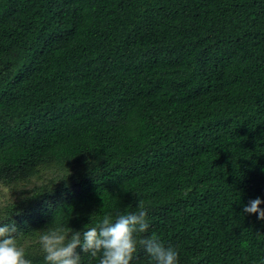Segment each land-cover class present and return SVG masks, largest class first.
Returning <instances> with one entry per match:
<instances>
[{
	"label": "trees",
	"instance_id": "obj_1",
	"mask_svg": "<svg viewBox=\"0 0 264 264\" xmlns=\"http://www.w3.org/2000/svg\"><path fill=\"white\" fill-rule=\"evenodd\" d=\"M256 198L264 0H0V225L31 264L138 204L179 264H264Z\"/></svg>",
	"mask_w": 264,
	"mask_h": 264
},
{
	"label": "clouds",
	"instance_id": "obj_2",
	"mask_svg": "<svg viewBox=\"0 0 264 264\" xmlns=\"http://www.w3.org/2000/svg\"><path fill=\"white\" fill-rule=\"evenodd\" d=\"M262 203L260 198L251 200L243 211L258 214L264 221ZM138 208L135 213L115 218L105 215L98 224L82 231L58 223L42 231L38 242L46 264H81V252L91 258L99 256V264H132L140 248L154 264H179L176 249L166 247L155 235L141 236L148 231L149 222L143 205L138 204ZM20 235L15 222L0 225V264H31L25 249L18 245Z\"/></svg>",
	"mask_w": 264,
	"mask_h": 264
},
{
	"label": "rangeland",
	"instance_id": "obj_3",
	"mask_svg": "<svg viewBox=\"0 0 264 264\" xmlns=\"http://www.w3.org/2000/svg\"><path fill=\"white\" fill-rule=\"evenodd\" d=\"M35 182H36V181H35ZM37 182H41V183H42V182H44V181H43V180H41V181L38 180Z\"/></svg>",
	"mask_w": 264,
	"mask_h": 264
}]
</instances>
